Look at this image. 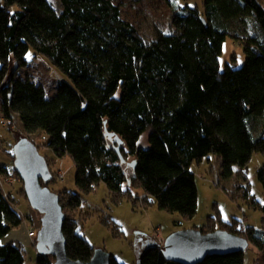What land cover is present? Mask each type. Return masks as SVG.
I'll return each mask as SVG.
<instances>
[{"label": "trees", "instance_id": "trees-1", "mask_svg": "<svg viewBox=\"0 0 264 264\" xmlns=\"http://www.w3.org/2000/svg\"><path fill=\"white\" fill-rule=\"evenodd\" d=\"M165 1L174 30L159 31L152 41L112 0H61V13L50 0L0 1L2 121L11 130L16 120L28 133L40 130L59 157L70 155L81 193L105 182L115 202L128 196L147 207L152 197L160 209L193 218L195 162L218 154L221 176L230 179L235 167L244 173L252 155L264 153V123L260 135L253 132L254 123L264 119V6L258 0H204L202 10L189 0ZM228 38L243 47L241 67L235 55L224 67L220 63ZM31 51L68 78L59 81L53 97L43 85L17 76ZM146 131L151 145L144 148L138 141ZM110 133L122 139L120 152ZM7 153L1 174H10L7 165H14V152ZM13 173L19 177L15 168ZM258 177L264 187V167ZM133 187L144 195L134 197ZM59 195L67 253L88 261L95 247L81 235L76 217L83 198L67 191ZM14 203L0 186V264H25L24 246L4 241L23 222ZM262 211L261 229L237 219L219 220V228L264 251V206ZM215 221L210 217L202 231L215 230ZM162 244L139 234V264H181L166 258ZM54 262L51 254L38 252L37 264ZM112 264H117L113 256ZM197 264H244V252L209 255Z\"/></svg>", "mask_w": 264, "mask_h": 264}, {"label": "rangeland", "instance_id": "rangeland-1", "mask_svg": "<svg viewBox=\"0 0 264 264\" xmlns=\"http://www.w3.org/2000/svg\"><path fill=\"white\" fill-rule=\"evenodd\" d=\"M112 1L120 6L122 17L134 24L148 41L155 39L159 31L170 33L174 30L171 8L165 0ZM50 2L57 12L61 13L63 9L61 0H50ZM179 2L185 4L182 0ZM188 2L203 10L204 0ZM234 55L237 58V67H241L246 59L243 47L228 38L220 58L222 67L227 62L231 63ZM17 76L43 85L48 97L56 94L59 81L68 80L67 76L48 58L33 51L28 55L27 65L19 70ZM1 103L0 94V165L8 159L7 152H14L20 137L27 136L34 141L40 154L49 160L51 173L55 177L48 187L58 194L67 191L79 193L82 196V205L76 213L80 222L81 235L95 249L103 250L113 256L117 264L137 262L135 245L141 233L163 243L175 231L204 229L210 217L216 219V229H220V221L231 223L235 219L244 227L262 228L264 187L258 177L259 169L264 167L262 152H255L252 155L244 173H241L239 167H235L234 175L230 179H224L221 176L223 160L218 154L212 153L200 163L195 162L192 165V171L195 173L198 187V209L193 218H187L178 212L172 213L160 209L152 197H149L150 204L147 207L141 204L135 205L128 196L115 202L105 182H100L90 193H81L76 184L77 168L73 158L70 155L59 157L46 145L49 137L40 130L28 133L21 128V123L17 120L13 130L3 124ZM263 123V118L254 123L253 132L256 135H260ZM138 145L144 148L151 145L148 131L141 135ZM7 166L11 173L1 174L0 172V186L5 194L14 200V205L23 217L22 224L14 228L8 236L24 246L25 264H37L38 250L34 241L37 239L41 226V214L30 205L23 192L25 191L23 181L13 173V163ZM59 171L63 173L61 178L57 175ZM132 190L134 197L144 195L141 188L133 187ZM254 202L258 203V206H255ZM32 224L38 227L35 238L28 237V228ZM244 264H264V251L258 250L251 242L244 252Z\"/></svg>", "mask_w": 264, "mask_h": 264}, {"label": "water", "instance_id": "water-1", "mask_svg": "<svg viewBox=\"0 0 264 264\" xmlns=\"http://www.w3.org/2000/svg\"><path fill=\"white\" fill-rule=\"evenodd\" d=\"M117 152L123 141L114 133L109 134ZM14 168L23 181L26 197L39 214L41 226L37 236L38 252H47L55 258L54 264H112V256L95 249L88 261L76 260L67 253V241L63 232L65 213L60 195L43 182H50L52 174L45 156L38 146L27 138H21L14 147ZM122 163L125 161L121 157ZM136 160L131 164L135 166ZM250 241L224 229L203 232L200 229H182L170 234L163 242V252L168 260L181 264H197L209 255L245 252ZM139 257L137 255V262Z\"/></svg>", "mask_w": 264, "mask_h": 264}, {"label": "built area", "instance_id": "built-area-1", "mask_svg": "<svg viewBox=\"0 0 264 264\" xmlns=\"http://www.w3.org/2000/svg\"><path fill=\"white\" fill-rule=\"evenodd\" d=\"M57 175L61 178L63 176V173L61 171H59L57 173ZM37 229H38V227L36 225L32 224V226L28 228V237L35 238L36 234H37Z\"/></svg>", "mask_w": 264, "mask_h": 264}, {"label": "crops", "instance_id": "crops-1", "mask_svg": "<svg viewBox=\"0 0 264 264\" xmlns=\"http://www.w3.org/2000/svg\"><path fill=\"white\" fill-rule=\"evenodd\" d=\"M190 1V0H189ZM263 6H264V0H258ZM189 3V2H188ZM190 4V3H189ZM191 5V4H190ZM191 6H193V5H191ZM194 6H196V5H194ZM10 240H14L13 238H11V237H9V236H7L5 239H4V241L5 242H8V241H10Z\"/></svg>", "mask_w": 264, "mask_h": 264}]
</instances>
